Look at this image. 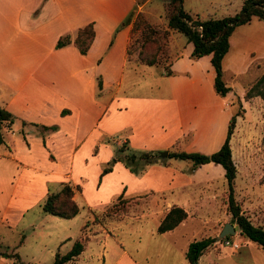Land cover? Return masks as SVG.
<instances>
[{
  "label": "crops",
  "instance_id": "obj_1",
  "mask_svg": "<svg viewBox=\"0 0 264 264\" xmlns=\"http://www.w3.org/2000/svg\"><path fill=\"white\" fill-rule=\"evenodd\" d=\"M143 3L136 0H0V107L14 115V120L2 127L4 130L11 127V130L8 131V142L4 141L2 133L0 147L4 157L18 163L12 193L26 201L23 205L19 202L17 208L5 206L4 214L15 213L9 219L0 217V222L8 227H25L32 237L29 245L25 244L28 233L13 244H5L8 250L16 249L17 264H51L55 252H65L76 238H80L83 247L65 264H140L121 245L120 249L112 248V243L115 246L119 243L105 227L96 223L85 224L97 209L103 207L98 195L85 191L86 177L82 172L87 166L85 163L92 162L96 176L103 163L112 156V146L121 143L137 150L208 153L217 149L224 139L233 97L238 98L244 108L250 103L264 104L257 95L243 98L244 86L256 77L248 83L234 80L239 72L250 66L249 61H245L241 69L238 55L252 50L250 40L255 35L264 42V22L256 17L244 23L251 25L254 22L251 26L254 35L245 32L233 39L231 31L228 37V48L221 58V74L224 70L229 72L226 81L222 79L229 90L223 96L212 87L214 71L209 54L191 58V43L188 41L182 48L172 50L168 62L172 73L163 71L167 85V94L163 98L167 99L158 106L150 107L142 96L123 99L124 96L116 95L127 63L125 49L130 29V23L120 22L134 5L140 7ZM88 21H92L94 35L85 53H80L72 42L54 47L58 35L69 32L72 36L77 27ZM27 45L32 50L24 53ZM258 49L264 53L263 47ZM96 80H100V87ZM103 92L108 94L104 96ZM101 97L105 100L102 101ZM120 97L121 101L118 100ZM130 105L127 113L126 108ZM121 108L125 109V116L121 114ZM51 124L55 127H43ZM125 128L129 130L127 136L113 137ZM151 128L154 133L150 132ZM34 144L41 145L45 159H49L53 166L45 168L38 163L39 158L33 152ZM59 158L66 160L64 169L58 168ZM114 169L125 173L124 187L128 188L130 196L143 194V200L134 204L142 211L129 215L136 218L140 215L150 221V233H156L166 241L163 245L166 254L178 250L184 257L187 243L194 239L191 229L177 232L180 226L184 227L193 220L200 224L221 223L219 228H212L218 235L223 223L228 221L223 217L226 215L225 179L219 164L205 162L192 168L185 159L158 155V159L147 164L140 173H134L115 161L102 178ZM38 175L41 176L40 185L36 188L34 180L28 178ZM23 179L26 180L25 187L20 184ZM61 181H67L73 187L72 198L78 205L77 212L67 218L49 213V216L39 215L38 220H24L26 208L46 196L48 183ZM218 181L222 183L220 197L213 190L211 194L204 192V187L216 185ZM119 183L118 187L122 186L123 182ZM168 193L172 197L165 199ZM151 197L165 200L152 203L149 201ZM77 198L82 200V205L78 204ZM171 205L183 208L186 216L172 228L157 232L156 225ZM82 209H85L83 221L74 235L62 231L52 234L51 227L43 223L50 220L58 225H68ZM214 210L218 211L217 215H213ZM259 225L264 227L263 222ZM186 231L191 237H186L182 244L178 243L176 237L183 238ZM235 232L239 233L238 227L232 234ZM208 235L217 240L213 232ZM230 238L237 242L232 235ZM215 240L209 244L213 248ZM237 243L236 248L229 246L232 253H239ZM60 246H66V249H60ZM1 248L0 264H13V258L2 255L6 249ZM142 256H146L145 250ZM200 257L201 254L196 264H202ZM184 259L185 264H190Z\"/></svg>",
  "mask_w": 264,
  "mask_h": 264
},
{
  "label": "rangeland",
  "instance_id": "obj_2",
  "mask_svg": "<svg viewBox=\"0 0 264 264\" xmlns=\"http://www.w3.org/2000/svg\"><path fill=\"white\" fill-rule=\"evenodd\" d=\"M136 1L139 4L143 2L144 3L140 7L134 5L131 18L137 11L142 13L143 17H145V19L152 24V27L156 29L155 34L161 43V49L158 52L157 63L148 65L140 62L135 58V52L138 48V30L129 33L127 43L130 49V54L129 57L126 56L127 63L125 65L122 83L116 95L124 96L123 99L139 98V96H142L147 99V103L149 102L150 107H156L163 99H167L163 98L167 94L166 77L163 73L164 68L168 66L169 59L173 55V48H182L186 42V38L182 33L176 32L166 25L165 13L167 0ZM240 5L241 0H183L182 3L184 10L189 11L192 16L198 17L200 19L206 17H222L233 15L239 10ZM255 19L264 22L263 19ZM244 23L233 27V39L239 35L245 34V32L253 33V28L251 29V26L254 24V22L251 25H246ZM252 35H254V33ZM250 43L253 47L251 50L253 52L250 51L247 54L241 52V54L238 55V62L241 64L238 65L239 67L243 66L245 61H249L250 64L249 67L247 66L243 71L236 75L234 80L238 82L241 80L244 83L250 82L253 77H256V75L259 74V70L264 66V58H262L264 53H261L258 49L261 47L264 49L263 40L260 39L259 35H255L254 38L250 40ZM31 50V46L27 45L24 53H28ZM26 56L28 55L26 54ZM256 64L259 65L256 66ZM228 75L229 72L224 70L221 74V78L225 80L228 78ZM107 94L108 92H103L104 96ZM101 99L104 101L105 97H101ZM118 100L121 101V97ZM231 103L232 112H238V115L235 117L234 127L229 139L231 157L236 167V174L234 177V197L240 205V210L243 212V214L248 216L251 222L255 224H260L262 222L264 223V104L261 102L254 104L250 103L244 108L241 102L236 99V97L232 98ZM130 108L131 105L126 108L127 113L130 112ZM120 110L121 114L125 116V109L121 108ZM119 119L120 118L118 117V120ZM5 125H9V123L4 120L0 121V141H2L1 138L3 133L4 141L8 142V131L11 130V127H8L4 130L2 127ZM150 132L154 133V128H151ZM128 134L129 130L125 128L124 130L121 129V132L116 133L113 137H116L117 135V137L127 136ZM125 145L127 144L125 143ZM18 146L20 149H22L20 143ZM127 147H129L131 150L134 149L129 145H127ZM114 150L115 147L112 146V151L114 152ZM143 150H146V148ZM164 150L165 149H158V153ZM33 152L39 158L38 163L42 167L46 168L48 166H53V163H51L52 165L49 164V159H45L46 156H44L41 151V145L34 144ZM2 153L3 149L0 147V217L11 218L15 211H12L13 213L11 212L9 215L4 214V207L9 206L10 208H17L19 202H21L23 205V203H26V201L21 200L20 197L15 195L16 193H12V186L18 175V163L4 157V154ZM116 161L125 166L121 160ZM57 162L58 168L64 169L66 165L65 158H59ZM113 163L110 162L111 166ZM85 164L87 165L86 168L82 169L83 175L86 177L84 179L85 191L89 194L98 195V199L101 200V202L103 201V204H101L103 207L97 209L96 213L92 217L88 216L90 219L85 221L86 225H91L90 223H96L105 227L108 231L113 233L118 240L119 244L116 245L117 247L112 243V248L120 249L121 245V247H124L130 251L138 259L140 264L186 263L183 254L178 253V250L173 254H166L164 252L163 245L166 244V241L163 238H159L156 233L153 235L150 233V221L148 219H142L140 215L138 218L132 217L134 215H129L135 213L139 214L140 211H142V209L136 208V205L134 204L143 200V194H140L138 197L130 196L128 188L126 190L124 187L127 181L124 172L114 169L110 175L102 178V175H104L107 171L101 173L100 170L95 176V170L92 168V162L87 161ZM103 165H105V162ZM40 178L41 176L38 175L29 177L28 179L29 181L34 180L33 186L38 188L40 185ZM119 182H123V184L122 186L118 187L120 184ZM20 184L22 187H25L26 180L23 179ZM221 184L220 181H218L216 185L204 187V192L211 194L210 192L213 190L216 191L220 197L222 190L220 187ZM47 187L49 190L55 191L60 187V184L48 183ZM223 187L226 188L225 183ZM120 193L122 196L118 198L117 195ZM170 197H172V194L168 193L166 194L165 199ZM43 199L44 198L26 208L24 220H38V217L41 214H46V216H49V213L44 212L41 209ZM165 199L151 197L149 201L154 203L155 201L162 202ZM81 201L82 200L80 198H77L79 205H82ZM84 212L85 209L80 210V213L77 214L73 221L69 222L68 225H58L56 221L52 222L50 220H45L43 223L51 227L50 229H52V234L53 232L58 234L60 231H62L73 233L74 235V233H77V229L83 221ZM217 214L218 211L214 210L213 215ZM223 217L229 221V212L226 211V215ZM220 226L221 223L218 225H211V223L200 224L197 220H193L192 223L185 225L184 227L180 226L179 229H177V232H179L181 229H191L194 231L193 237L196 239L206 236L210 232H213L214 235H217V230H212V228H219ZM26 233H28V236L26 237L25 244L29 245L32 241V237L29 235L30 230H27L25 227L24 229L14 226L8 227L4 225L3 222H0L1 249L5 251L4 249H6V243L13 244L19 237H23ZM189 233L190 232L187 231L183 232V238L179 236L176 237L178 243L182 244L186 237H191L189 236ZM230 235H232L233 239L239 242L238 254L232 253L229 245H224L220 238L219 240H215L214 248L213 246L209 245L206 247L203 253H201V263L216 264L217 262V264H264V251L258 245L238 232ZM230 235L227 236L229 239H231ZM65 247L66 246H60V249H66ZM144 250L146 251L145 257L142 256ZM11 251L17 253L16 249H6V252H2V255H4V253H10Z\"/></svg>",
  "mask_w": 264,
  "mask_h": 264
},
{
  "label": "trees",
  "instance_id": "obj_3",
  "mask_svg": "<svg viewBox=\"0 0 264 264\" xmlns=\"http://www.w3.org/2000/svg\"><path fill=\"white\" fill-rule=\"evenodd\" d=\"M132 14L133 10L129 11L121 20L120 24L130 23L129 33L138 30V48L135 52V58L148 65L157 63L161 43L155 34L156 29H154L152 24L143 17L140 11L135 12L134 16L131 18ZM165 14L166 25L176 32L182 33L186 41L191 43V50L189 52L191 58L209 54V62L214 71L212 87L217 94L223 96L229 90V86L226 85L221 78V58L228 48V37L234 26L247 22L252 17L264 20V0H241L239 10L233 15L206 17L203 19L194 17L188 11L184 10L182 7V0H167ZM93 35L94 30L92 21H88L77 27L72 36L69 32L58 35L55 39L54 47H60L72 42L80 53H85ZM129 52L130 49L128 43H126L125 53L128 57L130 54ZM164 73H172L169 66L164 68ZM96 85L100 87V80H96ZM254 95L264 100V68L252 82L244 86L243 98L246 99ZM237 115V111L230 114L224 139L217 149L208 153L196 150H169L167 156L185 159L190 162L192 168L205 162L219 164L223 169V176L226 184L224 201L226 203V211L230 214L229 221L237 225L240 234L253 241L264 251V227L251 222L248 216L243 214L240 210V205L234 197L236 167L231 157L229 139ZM3 120L8 123L12 122L14 120V115L7 109L0 107V121ZM43 127L54 128L55 125H44ZM157 159L158 150H131L125 143H121L119 146L115 147L112 156L105 162V165L102 166L101 173L108 171L111 168L110 162L113 163L116 160H121L130 171L140 173L147 164ZM162 159L163 158H159V160ZM59 184L60 187L55 191L48 189L42 201L41 209L44 212L56 216L71 217L78 210V205L72 198L73 187L67 181H61ZM75 187L77 188V186ZM121 196V193L117 195L118 198ZM185 216L186 212L183 208L171 205L164 212L155 229L157 232L170 229ZM229 235L230 234H226L222 237H227ZM214 240L215 236L209 235L190 240L186 245L184 257L190 264H196L198 256ZM82 247L83 245L80 238L74 239L65 252H55L51 264H65V262L76 255ZM4 255L12 257L13 264H17L18 256L16 253H4ZM27 264L36 263L31 262Z\"/></svg>",
  "mask_w": 264,
  "mask_h": 264
},
{
  "label": "water",
  "instance_id": "obj_4",
  "mask_svg": "<svg viewBox=\"0 0 264 264\" xmlns=\"http://www.w3.org/2000/svg\"><path fill=\"white\" fill-rule=\"evenodd\" d=\"M158 155L160 157L167 156V150L165 149L164 151H160L158 153ZM235 228H237L236 224H232L229 221L224 222L220 231L218 232L217 239L221 238L222 236H224L226 234H232L234 232Z\"/></svg>",
  "mask_w": 264,
  "mask_h": 264
},
{
  "label": "built area",
  "instance_id": "obj_5",
  "mask_svg": "<svg viewBox=\"0 0 264 264\" xmlns=\"http://www.w3.org/2000/svg\"><path fill=\"white\" fill-rule=\"evenodd\" d=\"M221 240L224 245H229L232 248H236L238 246V243L236 241L231 240L228 237H222Z\"/></svg>",
  "mask_w": 264,
  "mask_h": 264
}]
</instances>
